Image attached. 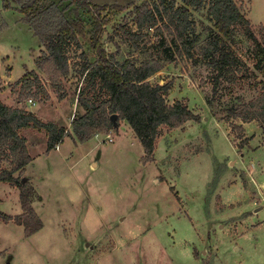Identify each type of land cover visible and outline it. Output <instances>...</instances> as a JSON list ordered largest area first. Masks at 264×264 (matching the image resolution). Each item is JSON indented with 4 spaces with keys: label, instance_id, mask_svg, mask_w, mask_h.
I'll use <instances>...</instances> for the list:
<instances>
[{
    "label": "rangeland",
    "instance_id": "1",
    "mask_svg": "<svg viewBox=\"0 0 264 264\" xmlns=\"http://www.w3.org/2000/svg\"><path fill=\"white\" fill-rule=\"evenodd\" d=\"M8 1L11 9L0 15L5 24H0V102L24 108L70 135L47 153L43 131H20L34 157L21 182L36 191L32 206L43 228L26 237L22 226L0 219V264H264V130L256 120L229 116L237 102H248L261 91L256 41L236 28L229 43L246 69L223 76L214 93L215 72L199 54L214 29L206 13L208 0L202 8H191L190 57L177 53L164 18L152 27H136L132 9L142 0H92L125 8L108 14L101 37L106 51L137 66L158 61L162 68L149 83L169 84L166 102L180 101L199 117L180 128L161 126L153 161L143 164V147L122 120L116 130L99 131L84 143L71 133L72 119L83 114L77 101L82 70L94 61L89 35L64 46L68 74L53 80L43 62L45 48L23 22L17 3ZM234 1L259 37L264 0ZM42 4H56L65 12L77 7L75 0ZM80 15L88 32L90 15L82 8ZM119 26L139 37L129 41L117 32ZM26 71L38 79L31 77L22 86L18 81ZM5 157L0 156V169L8 167ZM0 211L22 213L18 187L0 183Z\"/></svg>",
    "mask_w": 264,
    "mask_h": 264
},
{
    "label": "trees",
    "instance_id": "2",
    "mask_svg": "<svg viewBox=\"0 0 264 264\" xmlns=\"http://www.w3.org/2000/svg\"><path fill=\"white\" fill-rule=\"evenodd\" d=\"M14 1L23 16V22L30 26L40 45L45 48L43 62L52 69L49 74L53 80L68 74L64 46L69 41H76L78 36L89 35V47L94 61L82 70V83L78 89L77 101L83 114L76 115L71 121V133L76 142L84 143L99 131L108 134L116 130L122 120L142 145L144 155L141 160L146 164L153 161L161 126L180 128L188 121L199 120L182 102L175 101L172 105L166 102L169 84L149 83L148 79L162 68L158 61H146L137 66L130 59L116 60L115 54L106 51L101 37L110 22L108 14L113 10H124L123 6L99 5L92 0H75L77 7L65 12L56 4L43 6L44 0ZM180 1L181 4L176 5L174 0H142L139 5L133 6L132 13L137 28L152 27L158 18H164V27L172 34L177 53L190 57L193 48L191 37L195 34V26L190 19L191 8H202L206 1ZM206 6L207 16L214 29L210 30V36L203 41L199 54L215 72L213 92H217L219 80L223 76L230 71L245 68L244 62L233 52L229 43L238 27L243 29L247 37L256 41V67L264 77V28L261 29L259 37H256L249 20L244 17L234 0H208ZM81 8L87 11L92 20V27L88 32L85 31V23L80 15ZM8 9H11L10 2L3 0L0 12ZM0 24L5 25L1 19ZM132 31L131 28L117 27V32L123 33L129 41L139 37ZM31 77L38 79L34 71H26L18 83L26 85ZM235 79L236 77L232 76V82ZM260 83L262 88L258 95L248 102H237L229 110V116L243 121L256 120L264 130V81ZM102 94L106 98L101 100L99 97ZM113 114L117 115L116 125L110 120ZM29 128L44 132L47 137V153L55 150L70 135L68 130L52 122L44 123L24 108H11L0 102V156H6L8 159V167L0 169V183L18 187L22 210V213L16 216L0 211V219L4 223L13 221L22 226L26 237L43 228V223L32 206L36 191L29 183L21 182L22 172L33 160L29 154L26 137L20 135V131ZM15 172H18V177L14 176Z\"/></svg>",
    "mask_w": 264,
    "mask_h": 264
},
{
    "label": "water",
    "instance_id": "3",
    "mask_svg": "<svg viewBox=\"0 0 264 264\" xmlns=\"http://www.w3.org/2000/svg\"><path fill=\"white\" fill-rule=\"evenodd\" d=\"M116 119H117V115L116 114H113V115L110 116V120L113 123V125H116ZM23 180L24 179H22V181Z\"/></svg>",
    "mask_w": 264,
    "mask_h": 264
},
{
    "label": "crops",
    "instance_id": "4",
    "mask_svg": "<svg viewBox=\"0 0 264 264\" xmlns=\"http://www.w3.org/2000/svg\"><path fill=\"white\" fill-rule=\"evenodd\" d=\"M4 11H6V10H2L1 17L3 16ZM1 79L3 80V78H1ZM28 150H29V149H28ZM29 153H30V152H29ZM30 155H31V154H30ZM31 157H32V156H31ZM32 159H33V160H32V162H33V161H34V157H32ZM3 162H4V161H3ZM32 162H31V163H32ZM31 163H29L28 165H30ZM3 164H6V162H4ZM28 165H27V166H28ZM27 166H26V167H27ZM26 167H25V168H26ZM263 183H264V182H263Z\"/></svg>",
    "mask_w": 264,
    "mask_h": 264
},
{
    "label": "built area",
    "instance_id": "5",
    "mask_svg": "<svg viewBox=\"0 0 264 264\" xmlns=\"http://www.w3.org/2000/svg\"><path fill=\"white\" fill-rule=\"evenodd\" d=\"M105 139L107 140V142H111V141H112V138L110 137V135H107V136L105 137Z\"/></svg>",
    "mask_w": 264,
    "mask_h": 264
}]
</instances>
